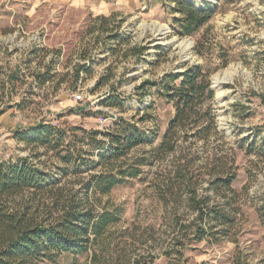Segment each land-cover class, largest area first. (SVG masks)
<instances>
[{
  "label": "rangeland",
  "instance_id": "1",
  "mask_svg": "<svg viewBox=\"0 0 264 264\" xmlns=\"http://www.w3.org/2000/svg\"><path fill=\"white\" fill-rule=\"evenodd\" d=\"M184 1L213 12L192 35H182L175 22L182 18L177 0H0V110L6 112L0 118V160L29 156L15 136L39 122L87 131L111 128L110 120L92 113L93 104L109 94L117 106L101 111L134 124L143 135V144L131 153L135 158L158 146L175 114L162 96V79L202 66L211 72L210 105L224 138L189 142L204 158L223 146L236 148L231 204L240 213L230 241L194 244L181 263L264 264V0ZM47 67L52 78L41 86L36 76ZM77 68L85 69L72 88ZM161 165L144 167L140 177L102 198L119 209L118 223L100 246L78 257L63 255L57 264H92L93 251L102 258L96 264H117L120 251L127 255L151 246L156 264H167L162 242L177 235H170V218L178 213L188 225L196 215L185 202L172 199L167 208L159 202L153 184ZM208 181H199L197 195L222 204L217 192H205Z\"/></svg>",
  "mask_w": 264,
  "mask_h": 264
},
{
  "label": "trees",
  "instance_id": "2",
  "mask_svg": "<svg viewBox=\"0 0 264 264\" xmlns=\"http://www.w3.org/2000/svg\"><path fill=\"white\" fill-rule=\"evenodd\" d=\"M177 11L182 18L175 22L182 35L196 33L213 17L212 11L196 9L184 0H177ZM39 52L35 50V54ZM84 69L75 70L72 88ZM50 74L47 67L43 75H37L39 85L48 82ZM210 77V71L194 66L162 79V96L172 104L175 114L158 146L135 158L131 153L143 144V135L134 124L102 111L92 113L112 122V127L104 131L39 122L30 132L16 134L30 155L0 160V264H57L63 255L78 257L100 246L109 228L120 219L119 209H111L101 199L140 177L144 167L156 163L163 164L157 168L153 184L159 202L166 208L172 199L175 204L185 202L196 215L188 225L183 224L185 216L178 213L170 218V235H177L162 242L167 264H183L186 251L194 244L230 241L240 213L231 204L232 195H236L232 188L238 171L236 148L223 146L219 153H209L204 158L192 151L193 144L189 142H208L212 136L224 138L210 105L215 97ZM146 85L137 90L143 91ZM109 97L110 94L102 97L97 102L99 107L115 108L117 105ZM5 113L0 110V118ZM152 138L151 143L155 141ZM70 177L75 180L63 181ZM205 178L209 180L205 192H217L224 199L222 204L212 205L207 194L197 195L199 181ZM152 249L155 247L127 255L122 250L116 263L156 264L158 258ZM101 259L93 251L91 263Z\"/></svg>",
  "mask_w": 264,
  "mask_h": 264
},
{
  "label": "built area",
  "instance_id": "3",
  "mask_svg": "<svg viewBox=\"0 0 264 264\" xmlns=\"http://www.w3.org/2000/svg\"><path fill=\"white\" fill-rule=\"evenodd\" d=\"M76 99H77V101H81L82 100V98L80 96H77ZM102 108L103 107H99L98 104L95 105V103H94L92 109H96L94 111H101ZM100 120H102V119H100ZM102 121H106V120H102Z\"/></svg>",
  "mask_w": 264,
  "mask_h": 264
},
{
  "label": "bare ground",
  "instance_id": "4",
  "mask_svg": "<svg viewBox=\"0 0 264 264\" xmlns=\"http://www.w3.org/2000/svg\"><path fill=\"white\" fill-rule=\"evenodd\" d=\"M222 82V80H220L218 83H221Z\"/></svg>",
  "mask_w": 264,
  "mask_h": 264
}]
</instances>
